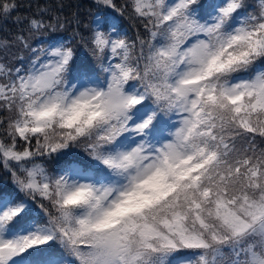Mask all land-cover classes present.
Here are the masks:
<instances>
[{"label":"snow or ice","instance_id":"6c2138e0","mask_svg":"<svg viewBox=\"0 0 264 264\" xmlns=\"http://www.w3.org/2000/svg\"><path fill=\"white\" fill-rule=\"evenodd\" d=\"M95 3L147 34L99 16L74 31L99 71L31 44L75 13L15 15L0 37V166L26 197L0 195V264H264V0ZM19 7L0 0V21ZM81 146L55 173L39 162Z\"/></svg>","mask_w":264,"mask_h":264},{"label":"trees","instance_id":"16d2710c","mask_svg":"<svg viewBox=\"0 0 264 264\" xmlns=\"http://www.w3.org/2000/svg\"><path fill=\"white\" fill-rule=\"evenodd\" d=\"M205 1L206 3L209 2L211 4H214L216 0H200V4L203 5ZM16 2L20 5V7L18 11L13 14V19L8 20L7 22L0 21V37H7L11 39L12 34H15L18 31V26L14 23L15 15L28 17L36 16L40 14V9L44 7H47L49 9V12L44 15V19L46 21L51 20V18L55 15H60L62 17L71 19L73 13H75L79 19V24L70 23L67 24L63 30L57 29L56 31H48L41 36H37L31 41V44L35 47L38 44L45 42L46 40L48 42L59 37L65 39L66 43H68L69 45L74 43V41L76 43L78 40H81L80 36L87 39V37L91 33L92 28L94 27V20L97 16L101 18V22L104 28H110V26L114 23L119 33L121 35H126L130 42L136 41V37L138 34L141 36L147 35L144 27L138 21L129 18L131 14L130 7L127 9L124 15H121L118 11H115L113 9L104 11L105 8H103V6L97 5L95 3V0H16ZM114 2L118 8H123L129 3V0H114ZM246 3H250L248 8L249 11H253L256 9L255 0H246ZM203 12L205 11L202 8L201 14H203ZM74 31L79 32L80 36L74 37ZM81 45L76 46V49H81ZM13 51L16 52L18 50L13 49ZM22 54L27 56L30 53L25 50L22 52ZM2 57L3 53L0 52V58ZM92 59H94L95 61V58L93 56ZM10 61L12 63L14 62V59H12L11 57L8 58L7 62L11 65ZM6 115L7 113L0 111V117H6ZM74 150H77V147L67 150L66 154L54 156L51 159L43 158L39 162L43 163L46 168L50 163H53V166L51 165L50 167H48L49 171V169L51 168L54 169L59 163H61V161H69L70 159H72L73 157L71 156ZM85 160L87 159H80V161ZM2 173H5L2 175V179H5L3 177H6L7 180L5 181L10 183V185L12 183L14 185L11 174L7 172L2 166H0V175Z\"/></svg>","mask_w":264,"mask_h":264},{"label":"rangeland","instance_id":"374dc122","mask_svg":"<svg viewBox=\"0 0 264 264\" xmlns=\"http://www.w3.org/2000/svg\"><path fill=\"white\" fill-rule=\"evenodd\" d=\"M256 1V6L255 8L258 7V0H255ZM221 0H216L214 2L215 3H220ZM248 5H250V3H247ZM212 5L211 3L207 2L206 1L204 2L203 4V10L204 11H207L209 10V6ZM97 6V5H96ZM105 8V7H103ZM105 10H111L110 8H105ZM130 38V37H129ZM54 40H63L65 43H66V40L63 39L62 37L60 38H56V39H53V40H50L47 42V40L45 42H42L40 44H38L36 47H40L41 45H44L46 46L49 42H52ZM132 40V39H131ZM81 45V40H78L76 43L74 41V43H72L71 46L74 50H75V59H74V62H73V65H74V69L76 70H81V69H95L96 71H99V68H98V64L96 63V59L94 61V59H92V55H91V52L88 50V48H86V46L82 43L81 45V49H76V46H79ZM35 47V46H34ZM30 54H28L27 56L24 55L26 58L29 56ZM16 62V63H14ZM14 62L11 63V65L9 64V66L11 67H17V66H21L22 64L24 66L27 65V59L25 61H20V60H17V59H14ZM19 62V63H18ZM71 76V74H70ZM72 156L73 157L72 159H70L69 161H61V163H59L54 169H49V173H55L60 167H62L63 165L67 164V163H70V162H80V159H88L87 156H86V153L83 149V146L81 147H77V150H74L72 152ZM53 166V163H50L48 165V167L50 166ZM47 167V169H48ZM5 174V173H2L0 176V195H4V194H10L12 196H15L16 198L18 199H26L25 197V194L20 192L18 190V188L16 187V185L13 183L10 185V183L6 182L5 180H7L6 177H3L5 179H2V175ZM13 181V180H12ZM8 183V184H7ZM29 204L32 205V207L35 209L36 212L39 211L37 205L35 203H33L31 200L28 201ZM42 218V216H41Z\"/></svg>","mask_w":264,"mask_h":264}]
</instances>
